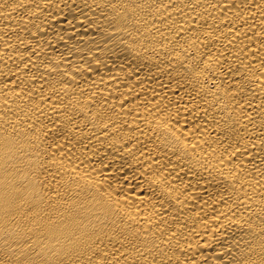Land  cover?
<instances>
[{
	"label": "bare ground",
	"instance_id": "1",
	"mask_svg": "<svg viewBox=\"0 0 264 264\" xmlns=\"http://www.w3.org/2000/svg\"><path fill=\"white\" fill-rule=\"evenodd\" d=\"M0 264H264V0H0Z\"/></svg>",
	"mask_w": 264,
	"mask_h": 264
}]
</instances>
